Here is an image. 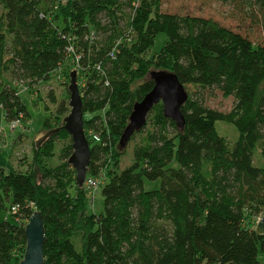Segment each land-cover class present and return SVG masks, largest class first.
<instances>
[{"label":"trees","instance_id":"1","mask_svg":"<svg viewBox=\"0 0 264 264\" xmlns=\"http://www.w3.org/2000/svg\"><path fill=\"white\" fill-rule=\"evenodd\" d=\"M242 1L264 41V0ZM160 34L166 40L152 52ZM58 68L67 87L76 72L90 146L86 180L100 182L103 210L88 213L94 193L85 181L77 187L67 163L68 89L58 99L49 88L42 126L53 135L38 149L34 141L31 161L20 156L17 170L0 168V212L10 216L0 222V264L23 258L34 211L44 226V264H264V236L254 232L264 210V42L212 18L162 12L161 0H0L7 123L27 127L20 89L49 87ZM158 70L174 73L187 93L184 127L156 104L128 142L131 164L120 169L119 139ZM214 89L233 98L231 110L204 104V91ZM218 124L231 127L232 140ZM144 181L159 188L145 190Z\"/></svg>","mask_w":264,"mask_h":264},{"label":"rangeland","instance_id":"2","mask_svg":"<svg viewBox=\"0 0 264 264\" xmlns=\"http://www.w3.org/2000/svg\"><path fill=\"white\" fill-rule=\"evenodd\" d=\"M161 11L170 14L212 18L222 26L246 36L253 42H264L259 25L251 15L246 3L242 0H231L228 2L220 0H161ZM165 40L166 37L163 34L158 35L151 48L152 52H158ZM61 68H58L54 76L55 79H52L49 87L39 86L37 87L39 91L33 89L31 93L25 88L20 89L21 100L30 114V120L26 122V128L20 126L14 129L11 128L10 123L4 120L0 109V168L6 173L17 170L18 163L20 162L17 159L20 156H24L23 158L20 157V159L25 162L27 160L31 161V155L29 154L31 144L43 136L45 132L49 131L43 129L42 126L44 120L47 118V113L44 110V104L48 100L46 98L47 90L50 88L58 99L67 98L68 87L65 83V75L62 73L63 69ZM203 94L204 104L211 109L227 112L233 107V98L224 97L215 89L204 91ZM48 105V110H54L50 104ZM101 114L102 112L85 114L84 119L89 121L92 116ZM219 129L230 140L233 139L232 137L235 134L231 127L220 125ZM20 136L23 139L22 144L19 143ZM132 159L133 141H130L120 160V169L130 165ZM21 168L19 167L20 170ZM159 185V181H144V189L148 191L157 190ZM93 193L94 197L91 196L92 204L88 206V213L99 214L103 210V199L99 191L95 190ZM9 219L10 216L6 211L0 212V222Z\"/></svg>","mask_w":264,"mask_h":264},{"label":"water","instance_id":"3","mask_svg":"<svg viewBox=\"0 0 264 264\" xmlns=\"http://www.w3.org/2000/svg\"><path fill=\"white\" fill-rule=\"evenodd\" d=\"M61 1L65 3L68 0ZM150 80L153 83L150 92L140 102L133 105L128 124L119 139L118 146L120 149H125L131 136L145 126L150 110L158 103L163 105L166 118L172 120L179 129L184 127L181 107L187 100V93L176 75L165 70L151 71ZM67 89L69 92V112L63 119V129L70 136L72 147V154L67 163L76 172L75 182L77 187L82 188L90 163V146L84 132L82 99L75 71L69 75ZM53 133L54 130L45 132L43 136L36 140L35 148L38 149ZM254 232L258 236H264V210L257 218ZM24 234L26 248L23 258L18 264H44L43 244L45 234L42 217L38 211H34L30 216L24 228Z\"/></svg>","mask_w":264,"mask_h":264},{"label":"built area","instance_id":"4","mask_svg":"<svg viewBox=\"0 0 264 264\" xmlns=\"http://www.w3.org/2000/svg\"><path fill=\"white\" fill-rule=\"evenodd\" d=\"M11 128H16V123H13L10 125ZM88 135L90 136V138L95 142V143H99L100 140L96 135H92L90 132L88 133ZM85 184L87 186V189L90 191V193H93L95 190H97L100 186V182H98L97 180L94 179H85ZM14 210V209H13Z\"/></svg>","mask_w":264,"mask_h":264}]
</instances>
